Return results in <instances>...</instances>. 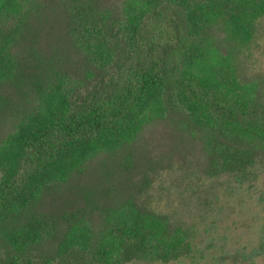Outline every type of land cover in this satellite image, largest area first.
Listing matches in <instances>:
<instances>
[{
    "label": "trees",
    "instance_id": "trees-1",
    "mask_svg": "<svg viewBox=\"0 0 264 264\" xmlns=\"http://www.w3.org/2000/svg\"><path fill=\"white\" fill-rule=\"evenodd\" d=\"M262 20L264 0H0V264H165L208 239L264 259ZM181 187L190 220L160 202Z\"/></svg>",
    "mask_w": 264,
    "mask_h": 264
},
{
    "label": "rangeland",
    "instance_id": "rangeland-1",
    "mask_svg": "<svg viewBox=\"0 0 264 264\" xmlns=\"http://www.w3.org/2000/svg\"><path fill=\"white\" fill-rule=\"evenodd\" d=\"M260 32L262 35H264V20L260 23ZM255 62L253 64L254 70H259L258 72L261 73L264 76V44L259 47L255 51ZM166 135L165 132L161 128L154 129L151 128L147 133L145 137V141H143V147H144V153L148 158H151L154 160V156L157 157V154L160 152H163L162 150L168 151L171 144L164 142ZM175 155V154H174ZM178 158V155L176 157L172 158L173 162L176 163V160ZM177 165V163L174 165V167ZM214 186L213 190L214 193L220 192L222 199L225 204H227L224 207V215H227L228 218V224L230 226H235L234 224L231 225V222L236 220V216H238V209L242 208L237 206V202L242 198L239 193H237L231 186L228 185H221V184H213ZM181 194H176L175 192H172L169 194V196L163 195L160 202L164 204L165 206H168L170 210H173L175 212V216L178 218L184 219V220H190L196 215H198V206L195 197L198 195H194L193 197L190 196L189 193L183 192V187L180 188ZM201 196H205L204 193L200 194ZM208 196V195H206ZM224 197V198H223ZM245 207L242 209V212H247L249 210L248 207L251 205L245 204ZM229 215V216H228ZM235 222V221H234ZM237 225V224H236ZM208 239L207 241H203L199 244V250L195 252V254L192 257L189 258H183L181 260L172 261L165 264H240L237 263L234 258L231 256L230 251L235 246H238L237 240L232 239L228 241V244H230V249L227 250L228 254H223V249L219 242L216 243V245H213ZM220 240V239H219ZM240 260V259H239ZM237 260V261H239ZM236 262V263H235ZM132 264H154V263H144V262H135ZM160 264V263H156ZM246 264V263H243ZM257 264H264V259L257 260Z\"/></svg>",
    "mask_w": 264,
    "mask_h": 264
}]
</instances>
